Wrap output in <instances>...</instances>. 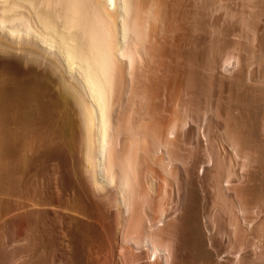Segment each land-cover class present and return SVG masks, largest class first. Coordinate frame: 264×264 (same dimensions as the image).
Returning <instances> with one entry per match:
<instances>
[{"label": "bare ground", "instance_id": "1", "mask_svg": "<svg viewBox=\"0 0 264 264\" xmlns=\"http://www.w3.org/2000/svg\"><path fill=\"white\" fill-rule=\"evenodd\" d=\"M165 1L119 0L117 11L113 8L114 12H110L107 2L113 4V0H3L0 7V264H237L235 257L222 258V235L213 233L206 215L192 217L199 210L195 209L198 193L193 196L190 193L188 197H193L190 208L197 213L175 218V204L168 207L153 203L151 194L140 185L141 171L136 168L139 162L140 165L153 160L160 167H169L172 176L176 175L171 165L179 159L178 139L182 136L203 154L199 165L197 160H190L195 161L190 163L191 169L183 168V178H174L176 191L201 183L198 166L209 163L212 167L220 166L211 157L212 149L226 153L229 160L227 172L218 181V186L227 191H236V179L242 169L238 164L241 153L249 156L257 151L259 161L264 162L262 148L253 145L264 143V125L257 124L258 113L264 114V88L239 90L250 61H246L237 44L223 39L213 46L209 43L201 46L200 56L182 49L181 43L157 41V38L155 44L153 38L149 42L147 23L162 25L168 10L171 13L177 7L176 3ZM248 2L256 11L253 35L264 52V0ZM172 22L171 26L176 25ZM159 26L161 33L164 28L160 26L161 30ZM230 46L236 52L227 50ZM206 48L211 54L209 58L204 57ZM259 55L262 56L257 57V65L261 68L257 66L260 72L253 79L264 83V55ZM172 57L175 63L185 61L186 64L181 61L178 64L187 65L186 71L181 72L177 63L167 65L166 60ZM195 58L200 60L196 66ZM142 60L151 63L162 76L136 75L135 69ZM225 74H229L227 84ZM122 78L126 79L123 95L128 97V104L125 103L128 106L123 108L117 99L120 104L113 114L111 98L114 92L121 94ZM183 79L188 89L197 85L205 89L197 93L194 88V91L187 89L190 95L187 116L191 119L189 124L194 126H188L180 134L186 122L162 121L156 110L160 98L176 96ZM46 81H50L58 97H47ZM209 88L213 89V95L209 94L208 101L206 97L203 101ZM135 106L139 110L133 109ZM208 111L214 115L213 124L207 123ZM69 114L78 119L73 122L76 129L72 130L76 133L64 131L73 119ZM223 140L227 143L225 149L221 147ZM33 142L39 145L37 152L40 146L45 150L49 163L43 170L26 172L29 168L25 166L32 158L25 152L34 148ZM64 145L69 151L66 149L63 154L71 151L68 156L62 159L52 154L51 151L58 153ZM79 153L81 166L76 158ZM61 159L64 166L65 161H70L71 169L67 166L68 170L64 171L65 166L61 172L57 162ZM182 164L186 166L185 161ZM205 173L203 169L202 174ZM37 180L40 185L35 184ZM250 187L244 188L240 196L245 212L241 222L246 227L252 223L250 211L257 202V194ZM261 207L264 212V205ZM10 225L11 229L17 227L16 232L7 231L5 236L14 235L5 238L4 227L8 229ZM11 243L21 245L12 244L13 248L8 250Z\"/></svg>", "mask_w": 264, "mask_h": 264}, {"label": "rangeland", "instance_id": "2", "mask_svg": "<svg viewBox=\"0 0 264 264\" xmlns=\"http://www.w3.org/2000/svg\"><path fill=\"white\" fill-rule=\"evenodd\" d=\"M166 1L168 2V4L169 3L170 4L171 3H173V4L176 3V5H177L176 8H178L177 9L178 11L175 8L174 11L171 12V13H173L171 15V13L168 10V14L171 15V16H169L167 14V17H166L167 19L165 18L163 23H161L162 25H160V26H162L164 28V31H161L163 28H161L159 26V24H155V23L153 24V23H151L152 21L150 23L148 22L149 24L147 23V27H145V30L147 29L146 33H148L147 36L149 37V39H148L149 42H151L150 40L153 38L152 39V44L153 43L155 44L156 43L155 39L157 38V41H162V40L164 41L165 40L167 42H172V43H174V42L178 43V44L181 43L180 46L182 45V49L185 48V50H187V51H189V50L193 51V53L195 55H197V56L198 55L200 56L199 53H200L201 49H199V48H201V46H205L204 44H206V43H209V44H211L213 46V45L217 44L218 42H216V41H218L220 39L227 40L229 42H233V43L237 44L238 49L243 54V56H245L244 58H247L246 61L247 62H248V60L250 61V62H248L249 71H247V73H245V75L243 76L242 85L240 86L239 90L241 92H246V91H248V89H249V91H251L252 89H255V91H257V89H259L260 86H261V88H264L263 87L264 83L262 81H261L262 82L261 83V82H259L257 80L255 81L253 79L255 77L257 78V76L259 75V72H260L259 70L261 68L259 65H257V64H259V62H257L258 61L257 57L262 56V55H259L261 53L264 55V52H263V50L260 47L257 46L258 45V43H257L258 40H256L257 37H256L255 34H254L255 36L253 35V31H252V26L254 25L253 24V17L256 15L255 14L256 11L249 4V2H248L249 0L248 1L241 0V2L244 1L243 3H241L239 0H166ZM116 2H119V0H113V4H110L109 2H107L108 10L110 12H112V11L114 12L113 8H115V9L117 8L116 7L117 6ZM244 3H247L250 6H247V4H244ZM242 4H244L243 6H245V7H243ZM1 5H3V0H0V7H2ZM240 6H241V8H240ZM248 7H252L253 9L248 8ZM117 9L115 11H117ZM250 9L253 10V11H251ZM16 10L19 11V9H16ZM20 11L24 12V13H28L27 10H25L24 8H22V10L20 8ZM251 12H253V13H251ZM192 13L193 14L196 13V14L193 15ZM251 14L252 15L254 14V15L252 16ZM172 16L175 18L174 20H173ZM251 17H252V20H251ZM169 19H172V20H170L171 22L173 21L172 24L176 23V25L175 24L173 25L174 28L176 27V29H174L175 31L173 29L172 30L170 29V28H173V26H171V24H169V23H171V22H169ZM250 21H252V22H250ZM158 26L160 27L159 29H161L160 30L161 33L158 30ZM157 30H158L159 33L157 32ZM230 33H233L235 35L231 36ZM227 34H229L230 36L227 35ZM185 38H187V39H185ZM195 42H196L197 45L195 44ZM200 42H201V44H200ZM230 45H232V44H230ZM191 47H192L193 50H191ZM230 48L227 49V50H230V51L232 50V51L236 52V48L235 47H234L235 50L231 46H230ZM260 49L262 50V52H261ZM205 50H207V51L205 52L206 54L204 53L205 56L204 55L203 56L204 57L207 56V58H209V56L211 54L209 53L207 48ZM245 53H247V54H245ZM169 59L166 60L168 62L167 65H173V64H176V63L178 64L181 61V60H177L178 62L175 63V62H173L174 61V58H173L172 60L170 59L171 60V63H170ZM196 59H197V63L194 66H196L198 64V62H200L199 58H195V60ZM142 61H143V63L140 64L141 67L139 65V68L137 67L135 69V71H136L135 74L136 75H143L144 77H148L149 76L150 78L155 77V75L156 76L157 75H161L162 76V72L157 70L156 68H153V65L151 63L144 62V60H142ZM175 61H176V59H175ZM231 61L234 63L233 59H231ZM172 62H173V64H172ZM181 62H184L186 64L185 61H181ZM184 63L178 64L179 67H180V71L181 72H182V70L186 71L185 68L188 67ZM187 64L189 65V63H187ZM180 65L183 68H184V66H186V67L184 69H181ZM257 66L260 67V68H258ZM225 67H227V65ZM137 69H138V71H137ZM201 71L203 72V70L200 69L199 74L203 76ZM1 74L2 73L0 72V75ZM165 74L166 73L163 72V75H165ZM228 75L229 74H225L224 75V79H225L224 83L225 84H227L228 81H229V79H228L229 76ZM12 76H13V74H12ZM183 81H184V79L181 81L182 82V87L181 86L179 87V88H181V90L179 88H177L178 90H177L176 96L174 95L172 98H167L166 96L162 97L163 99L160 98V100H159L160 102L158 101V103H157L158 108L156 110V114L158 116H160V118H161L160 120H162V121H165V122H169V121L171 122V120L172 121L173 120L185 121L186 125H185V127H183V129L180 132V134L183 131H186L188 126L189 127L190 126H192V127L194 126L192 124L191 125L189 124L191 122L190 121L191 119H189L188 116H187V114L189 115V112H188L189 109H187V108H189V107H187L189 103H187V102H189L188 99H189L190 95H189V93L187 91L188 88L185 87V83H184L185 81L184 82ZM122 82H123V85H121ZM124 83L126 84V79L122 78L121 79V84H120V88L123 86L121 91H120L121 94L119 92H114L113 97L111 98L112 103H113L111 105L114 106V107L111 106L112 107L111 110H112L113 114L115 112V109L117 110V108H118L120 103L123 104L122 105L123 108L127 109V106H128L127 105L128 104L127 98L128 97L125 94L123 95V91H124L123 89H124V86H125ZM45 84H46V87H47V92H46L47 97L48 98L58 97L56 92H55V90L53 92V90H52L53 86L51 85L50 81H48V82L46 81ZM193 88L195 89L196 93H197L198 90L202 91V90L205 89V88L201 89L203 87H200V85L194 86ZM193 88H191V89L189 88L188 90L191 91ZM194 89L192 91H194ZM208 90H207L208 92H206L205 95H203V98H204V99L202 98L203 101L205 100V97H206V99L208 101V97H209L208 95L209 94L213 95V92H212L213 89L209 88ZM117 93H118V96L116 95ZM48 94H50V95L48 96ZM53 94H55L56 96L53 95ZM225 94H226V92H225ZM225 94L223 93V95H225ZM122 95H123V98L121 97ZM176 97H177V100H176ZM117 99H119L121 101L119 104L117 103ZM256 99H259L258 96H256ZM224 100L225 99H223V102H224ZM125 103H127V104H125ZM203 105H204V103H203ZM138 108H139L138 106H135V108L133 107V109H138ZM65 112H66V110H65ZM208 112L205 115L206 119H207V123L210 122L211 124H213L214 123V117H213L214 115L212 114V112H210V111H208ZM66 113H68V111ZM258 114L259 115L257 117V124L260 123V125H258V126L261 127L262 125H264V114H262V112L258 113ZM69 115H71V114H69ZM69 115H68V117H69ZM199 116H200V113H199ZM70 117L73 118L72 120H70L71 123H73L74 121L78 120V119H76L75 116L71 115ZM70 117H69V119H71ZM209 118H210V120H209ZM70 124H67L65 126V128H64L65 133L71 132L74 129H76V127H74L75 126L74 123L71 124L72 126ZM211 124L209 125V127H210L211 131H213L214 127ZM40 129H42V128H40ZM39 132H40V130H39ZM73 132L76 133L77 131L75 130ZM215 134H216V132L214 133V135ZM182 140H184L183 136L181 138L179 137V139H178L179 143L178 144H179L180 153H179V151H177V155H176L180 160L176 158L177 160L173 161V163L171 165L172 168L174 167L173 169L176 172L175 173L176 175H174V176H172L170 174L171 172H169V169H168L169 167L168 168L160 167L156 163H154L153 160H151L153 162H151L150 160H147V162L146 161L145 162L141 161L143 163V164L141 163L142 165L141 164L139 165L140 162L138 161L139 163L136 166V168H140V169H137L138 172L141 171V172H139V174H140L139 180H140L141 188L143 190H146L149 195L151 194L150 196L152 197V200L154 199L153 203L160 202V203L166 204L168 207H169L170 204H173V205L175 204L174 206L176 207V204H177V207L179 206L178 208L176 207L177 209H174L175 207L170 205V206L174 207L173 210L175 211V213L173 214V216L174 217L176 216L175 218L179 217L181 214L184 215V213H187V215L195 214V213H197V211L195 212V209L196 210L199 209V210H198L197 215L195 214V215L192 216L193 218L197 217L198 215L201 216V218H203V216L206 215L205 219H206L207 224L210 223L211 225H213V226L209 225V226H211V228L213 227L212 228L213 229V233L214 234L217 233L216 235H222L221 236V239H222V242H223V245H222V249H223L222 250L223 251L222 252V258L226 259L227 257H235L236 260H237L236 261L237 264H264V212H263V209H262L263 207H261L262 205H264V198H262V196L264 195V162L259 161V158H258L259 157V155H258L259 152L252 151L249 156L246 155V154L244 155V153H241V156H240L241 158L239 157L238 164H239V166H241L239 168H242L241 171L239 170L242 173H240L238 171L240 175L236 179V180H238L236 182V185H235L236 186L235 187V189H236L235 192L236 193L231 191V190H229V191L224 190L220 186H218V184H219L218 181L221 180V177L227 172L228 165H229V160H227L228 158L226 156V153L222 154V151H221L220 154H219L218 151H217L218 153H216L215 149L211 150V153H212L211 157H212V159L217 161L218 166L219 165L220 166L216 167V166L213 165V167H212L211 163H209V165L206 164L208 167L203 165V166H201L203 168H201L200 166H198V168H199L198 172L200 173L199 174V178L201 179V183H199L198 186H195L194 188H191V189L188 188V186L186 185L187 188L185 189V191L182 190V189H179L178 191H176L177 186H173V184L176 185V183H173L174 182V178L175 179L178 178V177L179 178H181V177L183 178V175H181L182 169L183 168H188V166L190 167V165H191L190 163H194L196 160H197V162H196V164H197L199 162V160L202 159L201 155L203 154L201 151H197V149L195 150V148L193 149V144H190L188 139H186L184 141H182ZM34 142L32 144V147L34 145V148H31L32 149L31 151H29V149H26V150H28L27 151L28 153L25 152L26 154L29 155L27 157L31 156L30 158H32V159H30L31 163L29 165L25 166V169L29 168L28 171L25 170L26 172H29L30 170H31V172H33V171H36L37 169H38L37 171L43 170L45 168V166L49 163V162H46L47 159L45 157V150H41V146H40V152L39 151L37 152V150H38L37 148H38L39 145L37 143L35 144ZM35 145H37V147ZM221 145L220 146L225 149L227 147L226 141L223 140ZM253 145H256L255 146L256 149H257V146L262 148L261 150H262V154L264 156V151H263L264 150V143L262 144L261 142H258V144H257V142H256V144L253 143ZM35 147H36V149H35ZM62 148H64V149H62ZM62 148L58 152L59 154H60V152H62L60 155L58 153H56L57 151L54 152V150H53L51 152H53L52 154H54V155L61 156V158H62V156H68L71 151L69 153L66 152V154H63V153H65V151H67V150L69 151L68 147L65 148V145H64V147H62ZM42 151H44V153ZM76 155H75L76 158L80 159V160H78L80 162L81 161V158H79L80 157V153H79V156H78V154H76ZM256 157H257V159H256ZM62 159H61V161L59 160L60 163H59V161H57L59 169L61 170V172L67 171L68 167H69V169H71L70 168L71 167L70 161H69V163L67 161H65V166H66L65 167L64 166V161ZM190 160H195V161L191 162ZM252 160H254V161H252ZM148 161H150V162L148 163ZM182 161H185V164H186L185 167L182 166L183 165ZM188 162H189V164H188ZM66 163H68V164H66ZM78 165L81 166V162ZM198 165H199V163H198ZM80 166H78L79 169H81ZM64 167L66 169H64ZM196 167H197V165L195 166V169H196ZM214 167H215V169H214ZM63 169H64V171H63ZM190 169H191V167H190ZM203 169H205V171H206L205 175L202 174L203 173ZM247 170H248V172H247ZM251 177H252V179H251ZM64 181H65V179H64ZM36 182L37 183H35V184H39L40 185V180H37ZM41 184H42V182H41ZM250 185H251V187H250ZM252 186H254V187H252ZM249 187L253 188L255 193L258 195V196L257 195L255 196L258 203L255 202V207L250 211V215H251V218H252V223H251V225L249 227H246L245 225L243 226L244 223H242L243 221L241 220V218L245 214V212L243 211V208L241 207V202H242L241 201L242 200L241 191L244 190V188H249ZM199 189H200V191H199ZM192 191L194 193H192ZM239 191H240V193H239ZM176 192L179 193V195ZM174 193H175L176 196L174 195ZM190 193L192 194V196H193V194L197 195V193H198V195H197L198 201H197V204H196V208L195 209L192 208L194 211L190 208L191 207V203H192V201L190 203V199H193V197L188 198L189 195L191 196ZM184 197H186V198H184ZM158 199L161 200V201H159ZM177 199H179V201ZM182 200L184 202H182ZM167 202H169V203H167ZM178 202H180V203H178ZM185 208H187V209H185ZM236 210H237V212H236ZM177 215H179V216H177ZM208 219H209L210 222L208 221ZM14 226H16V225H14ZM10 227H12V226L11 225L8 226V229H6L7 227L6 228L4 227V231H3L4 233L3 232L2 233H3V236L5 238L7 236H9V235L13 236L14 234L12 235L11 233H15L16 232L15 229L17 227H14V229H11ZM13 230L15 232H13ZM7 231H11V233L9 235L5 236L7 234L6 233ZM250 238H252V239H250ZM12 244L13 243L7 245L8 246L7 247L8 250L12 249L13 246L17 247L18 245H21V243H16V245L13 244V246L11 247Z\"/></svg>", "mask_w": 264, "mask_h": 264}]
</instances>
